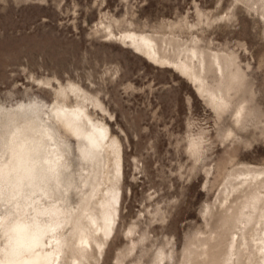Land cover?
<instances>
[{
  "label": "rangeland",
  "instance_id": "1",
  "mask_svg": "<svg viewBox=\"0 0 264 264\" xmlns=\"http://www.w3.org/2000/svg\"><path fill=\"white\" fill-rule=\"evenodd\" d=\"M78 105L121 146L109 236L92 220L113 164L99 156L87 176L52 113ZM254 173L264 180V0H0V252L18 218L56 264H264V184L241 185Z\"/></svg>",
  "mask_w": 264,
  "mask_h": 264
},
{
  "label": "bare ground",
  "instance_id": "2",
  "mask_svg": "<svg viewBox=\"0 0 264 264\" xmlns=\"http://www.w3.org/2000/svg\"><path fill=\"white\" fill-rule=\"evenodd\" d=\"M119 40L122 41L123 43L129 44L136 51L142 52L143 54H145L146 56H148L150 58H153L156 60L161 59V58H159L157 52L154 49L153 40L148 36L136 34V33H123L119 36ZM195 55H196V53L193 52L192 56H195ZM179 69L182 72L187 73L188 76L193 78V74H191L189 72L190 68L188 65L181 64L179 66ZM194 80L198 81L199 78L197 76H194ZM83 99L85 101H90L88 98H83ZM210 101L213 102V105H216V106H222L223 105L219 102V99L215 98L214 96L210 97ZM85 109L86 108L84 105H78L75 107L59 106V107L54 108L52 110V113H54V115L58 118V120L70 132V134L74 138L81 141V144L79 145L78 148H79L80 154L82 156V160L84 162H86V165H87V170H86L87 176H90L92 173H94L97 170V167L100 164V162L98 160L99 156H101L103 158V160H105L107 162H111L113 164V168H114V172L116 173V176L107 177L106 182H104V185H107V188L99 190L95 195V196H98V195L100 196V194H102V197H101L102 202H100V207L102 209L101 220H102L103 224L101 226H98L97 222H95L94 219L92 220L94 222V224H93L94 227H96V230H95L96 232L100 231V232H102L103 236H109L111 234V232L113 231L112 226L114 224V214L116 213V206L119 203L118 192L112 186V183H113V178L119 176L121 171H122V165H121V159H120L121 158V146H120L118 140L113 138L110 135L109 129L106 125H104L102 123L92 122V120L88 116V113L85 111ZM86 125H88V127L85 128ZM102 152H103V155H102ZM22 156H23V154H22ZM22 158H24V157H22ZM20 160H21V158H20ZM28 161H29V159H28ZM28 161H27V163H28ZM24 166L25 165H23V167ZM26 172H27V170H26ZM28 172H30V171H28ZM22 173H24V172H22ZM251 174L252 173L247 174L246 178L248 176H250ZM261 175L262 174H255L254 173V175L252 176L250 181L245 179L244 181L241 182V185H243L247 182L255 181V182H257V184L262 186L264 184V180L259 181V177ZM38 180H40V179H38ZM45 183H46V181L43 184L42 183L41 184L44 186ZM38 186H41V185H38ZM47 189H49V188H47ZM47 189H44V191ZM33 190H35V189H33ZM90 197L91 198L94 197L93 192H92V195ZM55 208H57V207H55ZM57 210L55 209V211H57ZM64 214H65V212H64ZM243 215L244 214H242V218H243ZM16 219L17 220L12 224V226L10 228L8 227L9 229L6 230V233L8 234L7 239L10 240V247L12 250H9L10 251L9 252L7 250L8 246L6 245L7 246L6 249H3V251L0 252V264H56L57 255L61 251H59V252L53 251L52 250L53 247L50 250L45 249L47 244H38V242H35V241L30 242L29 240H32L34 237L33 233H30L31 231L29 232V230H31V229L28 230L29 227L27 228L25 221L18 219V218H16ZM243 225H244V222L242 220H239V226L237 227L239 229V231L242 230ZM58 226L60 227V224H58L57 226H52L50 228V232L55 234L58 231V228H59ZM39 234H41V233H39ZM4 236H5V234H4ZM52 239L54 240L53 243H56L54 246V247H56L57 242L60 240H58V238L56 236H54ZM8 240H7V242L9 243ZM26 242H30L31 247L29 248L27 246L28 247L27 250L25 247L24 248L25 251H23L22 253H17L16 249H21V247L24 246L26 244ZM236 242H237V239H232L231 245L235 244ZM42 243H43V241H42ZM84 243H85V241H84ZM49 245L53 246L51 242ZM263 245H264V243H263ZM55 249H57V247Z\"/></svg>",
  "mask_w": 264,
  "mask_h": 264
}]
</instances>
